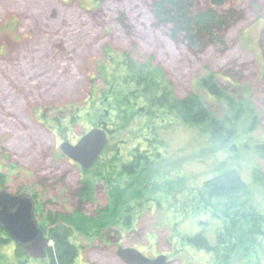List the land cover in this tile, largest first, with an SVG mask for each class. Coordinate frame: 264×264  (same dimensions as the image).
Segmentation results:
<instances>
[{"label": "rangeland", "instance_id": "1", "mask_svg": "<svg viewBox=\"0 0 264 264\" xmlns=\"http://www.w3.org/2000/svg\"><path fill=\"white\" fill-rule=\"evenodd\" d=\"M197 1L199 6H210V0ZM151 2L0 0V142L4 141L0 170L13 158L35 168L31 175L38 180L41 176L43 180H50L51 175H57L74 187L89 179L97 186V201L86 205L85 212L95 214L98 206H104L107 201L106 178L104 174L98 175L106 167L105 161H110L116 148L124 162L132 158L135 148L140 147L142 154L146 153L144 138L146 132L151 131L147 127L149 120L143 117L149 107L140 100L136 90L112 97L101 85L92 86L96 80V62L101 60L106 47L118 54L127 51L137 59L150 58L155 65L163 66L180 95L197 98L201 112L202 109L204 114L207 112L206 117L212 122L214 133L223 137L226 134V138L214 146L210 137L214 133L206 128L201 130L198 126L178 123L167 125L159 121L149 123L157 130L154 137L158 150L150 149L148 153H161L158 161L154 160V155L151 158L159 171L163 166L161 176H152L157 169L152 166L154 169L146 171L149 166L145 164L141 169L150 174L148 180H144L145 185L129 177L112 182V188L109 186L111 189L106 193L111 197L113 213L121 211L130 215L133 210L130 206L133 207L136 200L130 195L141 187L154 185L162 173L167 179L177 176L181 195L176 198V205L171 203L174 200L163 199L157 206L155 199L144 203V214L134 225L138 235L128 238L123 232V238L117 243L134 246L150 257L165 252L169 264H223L222 258L218 260L216 256L185 245L183 238L204 232L212 247L224 250L232 243L230 235L226 234L229 221L203 215L195 209V188H202L205 180L222 171L239 174L252 192L251 202L264 213V0H226L223 7L234 9L240 18L231 21L219 33L224 46L211 42L199 52H193L181 40L170 38L168 27L156 23ZM120 57L115 55L109 64L110 70H116V76L122 74V68L115 66L121 61ZM38 65L41 69H37ZM233 103L242 108L236 112ZM251 105L261 114L259 125L255 131L245 134L243 129L248 128L245 118ZM39 107L41 111L37 112ZM106 110L108 114L104 115ZM104 120L108 121L109 131L121 129L115 134L114 131L108 133L103 157L83 174L84 168L64 155L61 143H77L82 134L93 128L103 129ZM259 168L263 175H258L259 180H256ZM26 169L16 170L13 175L19 173L27 177ZM49 188L44 199L53 194L56 203L62 201L68 204L66 210H74L69 205L66 189L56 194L54 188ZM178 202L186 206L184 210ZM56 206L63 208L62 203ZM242 207L237 213L247 208L246 204ZM43 216L47 226L48 218ZM72 220L76 225V217ZM87 222L72 225L77 231L75 242L83 246L77 264H122L109 251V244H114L109 238L118 237L110 228L120 225L106 224L85 230ZM218 228L226 229L222 235L226 245L222 244V239L217 244ZM102 231L108 240L97 241ZM4 235L0 227V237ZM258 245L255 253L248 252L249 249L231 252L228 264H264V242ZM12 247L10 244L8 250ZM33 264H45V260L36 259Z\"/></svg>", "mask_w": 264, "mask_h": 264}, {"label": "trees", "instance_id": "2", "mask_svg": "<svg viewBox=\"0 0 264 264\" xmlns=\"http://www.w3.org/2000/svg\"><path fill=\"white\" fill-rule=\"evenodd\" d=\"M151 3L156 23L163 27H168L170 38L172 40H181L193 52H199L211 42L214 44L220 43L224 46V40H220L219 33L226 25L231 24V21H236L240 18V15H237L236 11L232 8L224 9L220 7L219 9L212 6H199L197 0H152ZM123 16H126V14H123ZM102 54L101 60L99 58L96 62V80L94 79L95 82H93L92 86L94 84H97V86L101 85V88L104 87L107 94L112 97L116 95L121 96V94L124 95L128 92L135 93L133 91L136 90L140 100H143L142 102L149 107V110L143 114V117L146 118L145 121L149 120L147 127L151 131L146 132L144 138L147 142V152H143L144 155L140 147L135 148L132 150L135 153L132 155V158L124 162L120 156L121 152L116 148L114 151L115 155L110 158V161H106V167H103V172L98 175H106V177L103 175V178H106L105 184H108L107 189L109 190L112 188V182L114 183L117 179H127L128 177L138 184L145 185L146 181L144 180H148L147 177L150 174L145 173L141 168L147 164L149 168L145 169L146 171H149L153 167L157 169V165L153 161L151 162V158L154 155V160L158 161V158L161 157L160 152H154L158 150L154 137L157 130L151 128L149 123L152 124L153 121H159L161 124L167 125L178 123L180 125L198 126V129L199 127L201 130H205L206 128L211 133H214V129H212L214 127L210 124L212 123L210 118L206 117L207 112L204 114L203 109L201 112V105L197 98L193 95H180L177 92L163 66L159 64L155 65L150 58L145 60L137 59L127 51L118 54L108 47L103 49ZM115 55L122 56L120 57L121 61L115 65L117 68L118 66L122 68V74L119 76H116L114 68L110 70L111 66L109 65ZM37 69H41L39 65ZM210 75L213 76V73ZM15 92H17V89H15ZM222 93L224 94V92ZM233 104L236 106V112L239 108H242L240 104ZM63 107L66 108L67 105ZM107 111L109 110H106L104 115ZM256 112L255 106L251 105L249 114L245 118V123L248 122V128L243 129L245 134L248 131H255L258 127V119L261 114L259 112L256 114ZM230 124L234 125L235 123ZM213 125H215V121H213ZM118 130L117 128L115 130L112 129L114 131L113 134L117 133ZM210 135L214 146L221 144L222 140L224 141L226 138V134L224 137L222 134L219 135L217 133ZM150 149L154 151L148 153ZM160 168L162 170L163 166L161 165ZM161 170L157 169L158 172H152V176L156 178L161 176ZM83 171V174L88 172L86 169ZM262 173L261 168L256 169V180H259L258 175H263ZM141 176L145 178L143 179ZM41 177L40 180L45 185V192L50 191L49 187L54 188L56 194L66 189L68 192L66 194L70 198L69 205H72L73 209H75L74 212L67 213L63 208L56 206L58 203L63 204L62 201L56 203L57 201L55 200L56 202L53 203L55 212H49L48 214L51 226L47 231L52 245L47 250L48 256L43 259L45 260V264H77L81 255L80 250L83 246L75 242L77 235L75 226L81 223V221H88L85 225V230L91 227L114 224L120 225L121 229L125 231H129L139 221V216L144 209L142 206L144 203L148 204V202L154 199L156 206L162 199L166 200V202L174 200L171 202L174 203L176 202V198L181 195V190H179L181 186L177 180V176L175 178L169 176L167 179L166 174L162 173L161 179H156L154 185L141 187L130 195L136 198L133 204L135 209L130 206L132 203L129 205L133 209L130 215L122 214L121 211H116L114 215L111 197L109 196L107 205L102 208L98 206L97 214L93 215L85 212L86 205L95 204L97 201V197H95L97 186L91 180L85 179L84 182H80L79 185L73 187L70 183L66 184L57 175H51L50 180H43ZM49 182H51V186L48 184ZM132 184L135 183L133 182ZM194 193L197 204V208L195 209L197 212L203 215L210 214L213 218L229 221L227 233L226 229L222 230V228H218L217 244L222 239V244L226 245L227 242L223 238L225 233L230 235L232 243L230 246H226L224 250L212 247L209 237L204 232H201L192 237L185 235V239L183 238L185 245L187 244L198 251H205L212 256H216L218 260L222 258L220 262L223 264H228V256H230L231 252L249 249L248 252L255 253L259 250L258 244L261 243L262 245L264 242V213H260L255 205H253L254 203L251 202L252 192L248 190L246 184L240 179L239 174L236 176L234 171L230 170L216 173L215 176L204 181L202 188H195ZM53 197L56 198L54 195ZM178 203L182 207L181 210H184L186 206H183L182 202ZM244 204H246L247 208L244 207V209H240V212L237 213L239 208ZM74 217L78 220L76 225L72 220ZM1 230L5 235L4 237H0V264H33L36 259L28 255L22 246L17 245L2 227ZM6 236L7 238H5ZM10 244L13 245L11 251L8 250Z\"/></svg>", "mask_w": 264, "mask_h": 264}, {"label": "water", "instance_id": "3", "mask_svg": "<svg viewBox=\"0 0 264 264\" xmlns=\"http://www.w3.org/2000/svg\"><path fill=\"white\" fill-rule=\"evenodd\" d=\"M222 2V0H216L213 1V4L219 6ZM109 132L111 133L106 125L103 129L93 128L84 134L76 144L61 143L60 149L71 160L73 159L83 168L89 169L105 149ZM34 208V200L27 195L15 196L0 192V226L32 258L44 259L48 256L47 250L52 243L46 236V232L40 228ZM120 251L130 264H155L156 262L133 248Z\"/></svg>", "mask_w": 264, "mask_h": 264}, {"label": "flooded vegetation", "instance_id": "4", "mask_svg": "<svg viewBox=\"0 0 264 264\" xmlns=\"http://www.w3.org/2000/svg\"><path fill=\"white\" fill-rule=\"evenodd\" d=\"M213 1H216V0H210V6L217 7L219 9H220V7L224 8L223 5L225 4L226 0H222L223 2L219 6L218 5H214ZM20 40H22V39H20ZM39 111H41L40 107L38 108L37 112H39ZM106 114H108V111H107ZM104 125L108 126V121L107 120H104V121L101 122V127H103ZM84 134L81 135L80 139L82 138V136ZM1 137L2 136H0V139H2ZM0 144H1L0 153H2V148L4 146V141L1 140ZM73 144H76V143H73ZM102 155L103 154H101L99 156V159L97 161H95L94 165L91 168L86 169V170L93 169L97 165L96 163L100 160V158L103 157ZM68 159H70V158L68 157ZM70 160H68L66 162L69 164ZM71 161L73 163H75L76 165H79L83 169V166L80 165L78 162L74 161L73 159ZM106 161H109V160H106ZM5 164H6V167H4V169L0 170V192L10 193L11 195H15V196H19V195H23L24 194V195H27L28 197H31L32 200H34V205H35L34 211H35V217L37 219V222H39V226H40V228L42 230L48 231L49 227L51 226V221H50V218H48V214H49V212H52V213L55 212V210L53 208V203H55V199L53 198V195L50 196L47 199H44V195H45V193H47V192L44 193L45 185L42 183V180H38V179L32 178V175H31V173L32 174L34 173L35 168H32V167H30V166H28V165H26L24 163L21 164L19 161H17L16 159L14 160L13 158H10L8 160V162L5 163ZM21 165L22 166L25 165L24 167L27 168L26 171L29 174V175L27 174V177H21L19 173L16 176L13 175V172L16 171V170L17 171L18 170H20V171L22 170L23 171L24 167H22ZM105 183H106V181H105ZM106 186H107V184H106ZM107 187H106L105 191L107 190ZM105 196L107 197V201H105V205L104 206H106L108 201H109V197L107 196L106 192H105ZM62 205H63V210L65 212H67V213H70L68 211L69 209L66 210L67 209L66 207L68 206V204L63 203ZM102 207H100V208H102ZM74 210H72L71 212H74ZM96 214H97V212L95 214H93V215H96ZM143 214L144 213H142L140 215L141 217L139 216L140 217L139 221L141 220ZM43 215H46L47 216L46 218H48L49 224H47V226L45 225V221H44V216ZM200 223L204 224L202 222H200ZM207 224H208V222L205 223L204 225L207 226ZM110 230H113V232H116L118 237H116V238L110 237L109 238L110 241H114L113 245L111 243L109 244L110 245L109 251L112 252V255L116 256L119 259V262H122V264H130V262H128L125 259L124 255L121 253L120 250H127V249H131V248H133L135 250H138L139 252L143 253V255L145 257L149 258L153 262L156 261L155 264H169L170 263V260H169L167 254L165 252L164 253H159L156 256L150 257V256L146 255L143 251H141V250H139L137 248H134V246L128 247V246H124L123 244L118 245L117 242H119L120 239L123 238V236H122L123 232L125 233V236L128 237V238L135 237L133 235H138V230L135 229L134 226L131 227L129 231H125V230L121 229L120 226H119V228L111 227ZM111 235H113V234H111ZM105 236H106L105 232L102 231L100 236L98 237L97 241L99 240V241L103 242V241L108 240V236H106V237ZM47 237L49 238V236H47ZM133 244H136V242L133 243ZM170 247L173 248L172 244H170Z\"/></svg>", "mask_w": 264, "mask_h": 264}, {"label": "bare ground", "instance_id": "5", "mask_svg": "<svg viewBox=\"0 0 264 264\" xmlns=\"http://www.w3.org/2000/svg\"><path fill=\"white\" fill-rule=\"evenodd\" d=\"M142 213H144V209L142 210Z\"/></svg>", "mask_w": 264, "mask_h": 264}]
</instances>
